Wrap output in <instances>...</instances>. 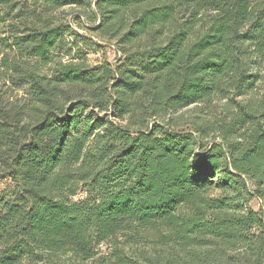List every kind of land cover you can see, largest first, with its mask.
Wrapping results in <instances>:
<instances>
[{
  "label": "trees",
  "instance_id": "trees-1",
  "mask_svg": "<svg viewBox=\"0 0 264 264\" xmlns=\"http://www.w3.org/2000/svg\"><path fill=\"white\" fill-rule=\"evenodd\" d=\"M87 263L264 264V0H0V264Z\"/></svg>",
  "mask_w": 264,
  "mask_h": 264
},
{
  "label": "rangeland",
  "instance_id": "rangeland-1",
  "mask_svg": "<svg viewBox=\"0 0 264 264\" xmlns=\"http://www.w3.org/2000/svg\"><path fill=\"white\" fill-rule=\"evenodd\" d=\"M67 14L68 16L66 17V21L68 24L71 25V28L76 32L77 35L85 37L88 39V42L90 45H93L92 48L87 47L86 45L80 44V45H74L73 39L67 38L69 41V45L73 46V56L68 57L66 55H63L62 59L64 61H71L72 58H75L74 54L78 48H81L85 52V61L93 66L98 63L102 62H112L116 63L117 60H119L122 57V53L118 52L117 47L115 46V42L111 40H104L103 38H100L98 36V32H94V29L97 27L98 21L97 22H92L90 23L87 21L85 17H82L81 19H77V11L73 9H67ZM74 38V37H73ZM78 43V42H77ZM79 59L75 60V62H78ZM83 193L77 196V199L82 198ZM252 208L257 211L260 208L261 202L255 200L252 202ZM103 249H106V246L103 247ZM87 264H92V263H87Z\"/></svg>",
  "mask_w": 264,
  "mask_h": 264
}]
</instances>
